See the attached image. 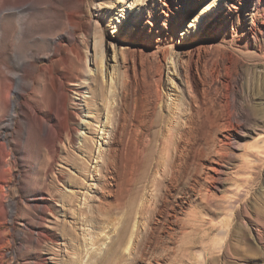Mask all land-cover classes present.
Returning <instances> with one entry per match:
<instances>
[{"label":"rangeland","instance_id":"rangeland-1","mask_svg":"<svg viewBox=\"0 0 264 264\" xmlns=\"http://www.w3.org/2000/svg\"><path fill=\"white\" fill-rule=\"evenodd\" d=\"M51 1L60 5V0ZM133 1L82 0L81 29L74 40L62 33L60 58L73 79L69 81L82 80L86 102L82 99L80 107L84 114L93 112L91 120H83L98 123L90 172L98 151L106 150L112 122L127 118L137 126L128 124L125 134L136 142L137 150L130 159L123 205L112 209L114 203L108 211L104 206L113 198L105 191L101 194V188L111 189V180L87 177L76 201L83 207L87 199L86 215L77 219L71 214L75 223L61 215L55 243L37 249L24 242L31 235L21 225L36 212L18 203L17 192L10 188V174L16 172L2 164L0 171L4 168L6 173L0 172V264H38L39 255L52 259L47 264H199L200 252L207 255L206 264H264V171L235 219L224 210V203L235 198L234 183L244 181L245 151L254 138L264 135L256 105L259 99L264 103V0H138V9L130 10ZM110 4L113 10L106 9ZM210 5L220 11L200 16ZM253 12L260 19L252 23ZM52 20L49 13L38 15L37 35ZM194 34L198 50L189 56L180 48ZM128 37L129 45L120 50ZM96 39L103 45V73L98 69ZM30 48L27 53L46 57L43 61L52 57L51 42L41 49ZM232 98L246 107L245 118H230ZM14 101L12 96L9 116ZM206 109L228 128L211 132L202 124ZM107 112L112 122L106 126ZM119 132L116 142L123 137ZM8 154L0 138L1 159ZM70 154L79 156L76 151ZM17 166L22 171L19 157ZM38 166L28 174L27 165L23 169L26 184L38 178ZM64 169L65 179L76 175L73 165ZM229 223L232 228L222 240L218 231ZM122 233L124 246L119 241Z\"/></svg>","mask_w":264,"mask_h":264},{"label":"bare ground","instance_id":"bare-ground-1","mask_svg":"<svg viewBox=\"0 0 264 264\" xmlns=\"http://www.w3.org/2000/svg\"><path fill=\"white\" fill-rule=\"evenodd\" d=\"M32 2L33 0H0V138L9 148L10 154L5 160L12 159L10 162H5L0 157V165L6 164L10 171L14 170L16 172L10 174L12 177L10 188L17 192L18 203H22L28 209L36 212L30 220L21 225L26 227L31 235V237L24 238V242L38 249L44 245L51 247L55 243L57 236L54 230L59 227L61 215L64 218L72 219L74 223L79 217L77 215H86L85 201L87 199L84 198L83 207L76 204V201L81 194L80 191L86 187L84 182L87 177H94L96 181H99L100 178L106 176L111 180L109 183L112 186L111 189L101 188V194L105 191L113 198L112 204L104 206L107 207L108 211L114 203L112 209L114 207L118 209L123 205L125 186L130 181L128 179L129 170H131L130 159L134 149L137 150L136 142L132 141L130 135L127 137L125 134L128 133L126 131L128 124L132 128L137 126L128 122L127 118H123L122 123L120 121H114L113 123L112 120L109 121L107 112L105 125L107 126L108 123L112 122L111 127L113 126V128L108 133L106 150L104 152L98 151L94 170L90 172L88 165L92 159L93 137L98 132V123H86L83 120V118L91 120L93 112L88 110V114H84L80 107V102L85 98L83 96V83H80L82 80L76 78L75 81L70 82L69 80L73 79H69L66 69L60 63L61 48L65 42L62 33H66L69 36L68 38L71 39L74 38L78 28L81 29L79 26L83 23L82 0H60V5L51 0L46 3L37 2V4ZM129 6L130 10H136L139 7V1L135 0ZM41 7H44L43 11L40 10ZM106 9L113 10L114 6L110 4ZM26 10L25 16H21V13ZM219 11L216 6L212 5L206 7L199 15H213ZM45 13L52 15L55 20L49 22L47 27H43V30L37 35L34 22L38 15H44ZM250 19L253 23L259 20L260 16L253 12ZM4 20L10 23L4 25ZM133 29L135 28L133 27ZM48 30L57 32L48 33ZM149 32H152V30L150 29ZM189 33L188 31L187 34ZM52 34L56 37H53ZM195 35L197 34L192 35L189 39H184L180 48L182 52L189 55L191 52L198 50L196 48L198 41ZM130 36H132V32H130ZM129 37L119 45L120 50L129 45ZM186 37L189 36L186 35ZM48 42L52 43L53 52L52 57L47 58V61H43V58L46 57L27 53L29 52L27 49L31 46L32 48L41 49ZM95 44L98 49V69L103 73V45H101L100 39H96ZM156 50H161V48L157 47ZM42 62H44V66H40ZM13 71H16V73H12ZM69 94L76 96V99L70 100ZM12 96H15L16 101L12 102V115L9 116L7 111ZM232 99L229 110L230 118L232 120L245 118L246 107L236 100L238 98ZM84 102H86L85 99ZM256 105L261 112V123L264 126V103L259 99V103ZM206 110V112L203 111L202 124H206L211 132L223 131L228 128L225 123L223 125L219 124V120L216 119L215 115L210 114L209 109ZM193 121V117H191V126ZM104 128L105 126L101 129V135L105 134L103 133ZM118 129L123 137L116 142ZM133 144L134 146H132ZM22 145L25 149L29 148L30 154H35L34 157L27 152L26 155L21 150ZM75 151L79 156L70 154V152L75 153ZM18 157L22 165V171L20 172L17 171ZM243 158L244 173L242 176L245 177L244 181L238 184L237 182L234 183L233 188H231L233 194L235 193V198L224 203V210H227L228 216L232 220L237 217L242 207L244 208L255 182L259 181L263 175L264 135L263 137L258 135L254 138L252 145L245 151ZM37 163H39L38 178L26 184L25 170L23 171V169L27 165L28 174L31 171L30 169L36 167ZM70 165H73L76 175H70L65 179L63 169L65 166ZM3 169L0 172L4 175L6 172ZM236 175L242 177L238 173ZM28 177L27 175V180ZM64 187H69L72 190L63 191ZM26 189L30 191L33 197L31 200L27 198ZM18 203H14V205ZM71 214L76 216L77 219L71 218ZM231 228L232 223H229L226 229H219L218 236H221V239L224 240ZM87 236L89 235L87 234ZM91 237L90 234L88 241H91ZM125 237L124 233L120 235V238L118 237L120 244L123 246ZM221 248L222 246L219 248L220 254L222 252ZM56 255L51 254L50 257L55 258ZM38 258V264H47L52 260L51 258L46 259L42 255H39ZM200 258L199 264H206L208 261L207 255L203 252H200Z\"/></svg>","mask_w":264,"mask_h":264}]
</instances>
